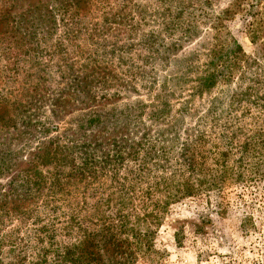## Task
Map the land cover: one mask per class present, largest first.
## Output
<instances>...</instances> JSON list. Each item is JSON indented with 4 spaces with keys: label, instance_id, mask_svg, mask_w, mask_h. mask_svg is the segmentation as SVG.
Wrapping results in <instances>:
<instances>
[{
    "label": "trees",
    "instance_id": "trees-1",
    "mask_svg": "<svg viewBox=\"0 0 264 264\" xmlns=\"http://www.w3.org/2000/svg\"><path fill=\"white\" fill-rule=\"evenodd\" d=\"M258 2L231 0L208 18L213 33L201 44L208 70L198 90L230 83L243 56L227 20L240 13L250 39L262 37L264 19L252 10ZM99 3L0 0V264H135L156 254L155 234L170 205L197 191L186 178H146L141 151L155 152L121 133L105 137L99 110L82 112L110 98L108 78L81 44L93 39L88 12ZM198 18L189 14L180 27L192 35ZM75 112L72 132H60ZM181 164L193 172L191 160Z\"/></svg>",
    "mask_w": 264,
    "mask_h": 264
},
{
    "label": "rangeland",
    "instance_id": "rangeland-1",
    "mask_svg": "<svg viewBox=\"0 0 264 264\" xmlns=\"http://www.w3.org/2000/svg\"><path fill=\"white\" fill-rule=\"evenodd\" d=\"M192 1L181 8L176 0H101L88 12L95 32L81 44L108 78L110 98L82 112L99 110L105 137L121 133L155 152L141 151L146 178L162 172L166 183L186 178L197 188L170 205L155 234L156 254L135 264H264V29L252 41L240 13L227 20L243 56L230 83L200 91L208 70L201 44L213 33L208 18L231 0ZM252 10L264 19V0ZM189 14L199 17L192 35L180 27ZM77 113L63 118L60 132H72ZM182 159L194 163L193 172Z\"/></svg>",
    "mask_w": 264,
    "mask_h": 264
}]
</instances>
